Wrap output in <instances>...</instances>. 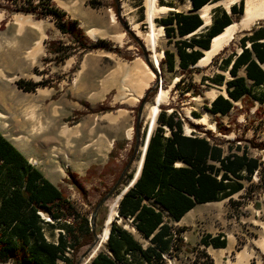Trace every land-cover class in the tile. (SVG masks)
Wrapping results in <instances>:
<instances>
[{"label":"rangeland","instance_id":"1","mask_svg":"<svg viewBox=\"0 0 264 264\" xmlns=\"http://www.w3.org/2000/svg\"><path fill=\"white\" fill-rule=\"evenodd\" d=\"M223 1L208 3L210 20H202V26L193 35L181 40L204 35L215 10L229 11L230 6L241 0L228 7ZM51 3L64 11L69 21L76 22L75 27L82 30L89 44L103 40L106 47L82 51L58 31L50 18L36 19L13 12L5 0H0V134L57 187L73 207L67 217L58 220L41 213L42 219L53 225L51 229L43 228L49 242L63 235L72 244L71 236L78 237L75 248L65 254L72 264H91L96 254L105 249L106 240L101 242L98 237L113 205L115 215L107 229L115 221L143 247L148 244L131 221L118 217L117 207L122 195L136 180L131 181L134 165L145 144L147 107L153 104L159 89L167 93L159 105L158 115L161 110L174 111L182 121L184 134L205 136L225 150L228 145L244 147L249 156L264 165V104L238 102L226 116H212L204 110L223 92V88L205 81L220 73L219 60L212 63L213 59L219 54L226 56L239 51L238 39L247 29L237 30L206 65L195 64L188 71L176 65L173 72H168L164 66V51L175 53L174 42L180 38L168 39L165 33L159 38L155 54L162 53V56L154 65L153 52L131 29L136 25L142 35L148 31L144 0H51ZM157 5L169 9L155 17L157 27H161L156 22L158 19L191 8L189 0H158ZM242 15L233 18L231 24L238 23ZM19 19L28 23L20 24ZM258 25L264 26V18L256 20L249 29ZM88 30L95 32L94 38L87 35ZM119 36H122L120 40ZM53 43L68 47L66 59L57 60L56 57L66 52L62 50L58 55L52 52ZM134 61L140 62L141 71L154 73L152 81L135 101L132 98L136 95L128 87V70ZM26 82L42 85L25 91L18 83ZM176 83L179 86L176 87ZM211 92H215L213 98L209 96ZM191 118H205V122L197 123ZM136 127L137 153L117 190L97 212V241L94 242L92 236L90 243L81 242V220L90 218L101 195L113 185L129 160L136 142ZM263 170L261 167L251 182L243 181L239 192L218 202L197 205L177 222L165 214L164 221L180 240L178 251L165 255L164 264H191L200 252L208 255L213 264H231L236 263L237 254L244 251L250 254L244 264H264V253L258 246L264 240ZM68 173L75 176V182L67 178ZM207 235L225 240L224 257L216 258L212 247L200 245V240ZM0 264L14 263L8 260Z\"/></svg>","mask_w":264,"mask_h":264},{"label":"trees","instance_id":"2","mask_svg":"<svg viewBox=\"0 0 264 264\" xmlns=\"http://www.w3.org/2000/svg\"><path fill=\"white\" fill-rule=\"evenodd\" d=\"M5 1L13 12L29 14L36 19L50 18L58 31L82 51L106 47L103 40L89 44L82 30L75 27L76 22L69 21L66 13L53 5L51 0ZM213 1L217 0H190L189 13H169L156 22L164 27L168 39L174 36L182 38L201 26L202 20L196 11ZM242 13V0L230 6L229 12L215 10L204 35L192 37L189 41L180 39L174 42L175 53L164 51L166 71L173 72L176 65L180 70L188 71L201 58L202 52L209 48L211 39ZM261 39H264L263 29L239 39L241 52L231 65L230 74H235L240 66H244L246 77L254 84L264 81V72L256 62H264ZM247 42L250 43L249 47H246ZM52 47V52L57 55L62 50L66 52L56 57L57 60L61 62L67 58L68 47L56 43ZM235 55V52H231L221 58L222 54H219L212 63L219 60L217 67L224 70ZM210 80L218 84L222 76L215 75ZM242 81L241 78H234L228 82L234 87L228 92L230 99L237 100L246 92ZM38 85L42 83H18L25 91L33 90ZM231 107L227 99L217 96L204 110L224 116ZM156 122L139 176L122 195L117 207L118 217L131 221L136 232L148 244L143 247L130 232L113 221L105 249L96 254L91 264H164V256L177 252L180 240L164 221L165 214L177 222L197 205L218 202L239 192L243 188V181L251 182L254 174L261 167L264 169V165L257 158L249 156L244 147L228 145L225 150L205 136L184 134L182 121L174 111L166 113L161 110ZM111 157L110 154V160ZM74 177L68 173V179L74 181ZM72 210L63 193L0 134V261L11 260L14 264H72L65 254L75 248L78 237L71 236L72 244L63 235H58L55 242H49L43 228L51 229L53 225L41 217V213H45L58 220L67 217V212ZM80 228L83 229L81 242L86 240L90 243L93 239L90 219H82ZM225 244L220 236L207 235L200 240V245L213 249L224 248ZM191 264L213 263L208 255L200 252Z\"/></svg>","mask_w":264,"mask_h":264},{"label":"bare ground","instance_id":"3","mask_svg":"<svg viewBox=\"0 0 264 264\" xmlns=\"http://www.w3.org/2000/svg\"><path fill=\"white\" fill-rule=\"evenodd\" d=\"M157 1L158 0H144L145 21L148 24V31L142 35L136 29V25L132 26L131 28L133 29V31H135V35L141 38L144 45L153 52L152 61L154 65L158 64L159 56H162V53L159 54V56L155 54V48L158 44L159 38L162 37L164 34L163 28L157 27L154 24V19L158 14L164 13L169 10L166 7L158 6ZM235 1L237 0H224L223 2L228 7L229 5L233 4ZM242 1H243V15H242L241 20L238 23H233V24L228 25L227 27L223 29V31L220 34L216 35L215 37L211 39L209 48L203 52L201 58L196 63L197 66L206 65L211 60V58L215 56L223 48V46H225L232 39L234 33L237 30L247 29L256 20H260L264 18V0H242ZM200 10H201L200 11L201 17L206 22L209 21V6H204ZM110 18H111V21L113 22L114 17L111 16ZM0 19H1V14H0ZM18 23L24 24L28 22L24 19H19ZM33 26H36V24H33ZM87 35L91 38H94L95 32L88 30ZM121 37L122 36H119L118 39L120 40ZM134 65H136L134 67L136 69L133 71V73H135L134 75L137 77V84L134 89V92L137 94V96H140L141 91L148 86L150 81H152L154 73L149 72V71L147 72L141 71L140 62H135ZM154 68H157V67H153V69ZM166 93H167L166 91L159 89V91L157 92L154 98L153 104L147 107L146 122H145L146 136H148V134H150L155 127L157 115L159 112V105L166 99ZM209 96L210 98H213L215 96L214 92H211ZM135 100L136 99H133V101ZM191 119L196 122H205V118H202V119L191 118ZM143 151H144V146L141 148L138 161L134 165L135 168L132 174V179H131L132 182L138 176L140 166H141ZM114 207L115 205L111 207L107 221L105 223L104 230L102 231L100 237H98V239L101 242H104L107 238V233H108L107 225L112 220L113 216L115 215ZM258 246L264 253V240H262L258 244ZM249 257H250V254H248L246 251L239 253L237 254L236 263H244Z\"/></svg>","mask_w":264,"mask_h":264},{"label":"crops","instance_id":"4","mask_svg":"<svg viewBox=\"0 0 264 264\" xmlns=\"http://www.w3.org/2000/svg\"><path fill=\"white\" fill-rule=\"evenodd\" d=\"M190 1V0H189ZM208 3H210V2H208ZM205 4V5H203L202 7H204V6H209V12H210V9H211V6L209 5V4ZM201 7V8H202ZM200 8V9H201ZM200 9H198L197 11H196V13H198V15H199V17H200V19L201 20H204L202 17H201V14H200ZM190 10H191V8H190ZM190 10H188L187 12H182V13H189V11ZM227 12H229V11H227ZM177 13H180V12H177ZM209 20H210V16H209ZM212 20V19H211ZM208 22V21H207ZM202 24H203V21H202ZM202 24H201V26H202ZM201 26H199L194 32H192V33H190V34H188V35H186V36H190V35H193ZM210 26V25H209ZM162 27V26H161ZM163 28V31H164V27H162ZM249 28H247V32H244L242 35H241V37L242 36H244V35H247V36H249L251 33H252V31H258V30H261V29H263L264 30V26L263 25H258V26H254L253 28H250L249 30H248ZM240 30H243V29H240ZM235 34V33H234ZM186 36H184V37H186ZM175 37H177V36H175ZM240 37V38H241ZM161 38V37H160ZM177 38H180V37H177ZM183 38V37H182ZM239 38V39H240ZM181 39V38H180ZM239 39H238V47H239V51H232V52H235L236 53V55L230 60V63L228 64V66L224 69V70H220L219 69V72L220 73H217V74H215V75H221L222 76V80H221V82L220 83H218V84H214V83H212L211 82V78L212 77H208V78H205V81H208V82H210L213 86H216V87H218V88H223V92H219V94L217 95V96H221L222 98H224V99H227L230 103H231V105H232V107H231V109H230V111L234 108V104L235 103H238V102H242V101H248V102H250L252 105H262V104H264V81H262L260 84H254L253 83V81L252 80H250V79H248L247 77H246V74H245V68H244V66H240L237 70H236V72H235V74H230V72H229V69L231 68V65L233 64V61H234V59H235V57L241 52V48H240V44H239ZM259 42H262L263 44H264V39H261V40H259ZM250 46V43L249 42H247L246 43V47H249ZM204 52V51H203ZM202 52V53H203ZM229 54H231V53H229ZM228 54V55H229ZM228 55H226V56H221V58H225V57H227ZM138 61V60H137ZM255 61H256V59H255ZM257 62V64H258V66L260 67V69L264 72V62H262V63H259L258 61H256ZM135 64V61L133 62V64L131 65V66H129V70L128 71H130V72H128V78H129V82H130V84L128 85V87L134 92V89H135V87H136V84H137V77L134 75L135 73H133V71L136 69V68H134L136 65H134ZM132 75V76H131ZM214 75V76H215ZM213 76V77H214ZM234 78H241L243 81H242V85H243V87H244V90L246 91V92H244L241 96H240V98H238L237 100H232V99H230L229 98V96H228V92H230V91H232L233 89H234V87L233 86H230V85H228V82L229 81H232ZM150 83V82H149ZM149 85V84H148ZM145 89V88H144ZM143 89V90H144ZM129 90V89H128ZM143 90L141 91V94H142V92H143ZM135 93V92H134ZM140 94V95H141ZM214 94H215V92H214ZM135 95H136V98L135 99H137V94L135 93ZM216 96V97H217ZM215 97V98H216ZM139 98V97H138ZM214 98V99H215ZM260 98H262V99H260ZM132 99H134V98H132ZM213 99V100H214ZM212 100V101H213ZM211 101V102H212ZM210 102V103H211ZM210 103L207 105V107H209L210 106ZM230 111H229V113H230ZM208 113V112H207ZM228 113V114H229ZM209 115H212V116H221L220 114H210V113H208ZM227 114V115H228ZM224 116H226V115H224ZM197 123H199V122H197ZM191 211V210H190ZM188 213V212H187ZM186 213V214H187ZM201 246H203V245H201ZM203 247H205V246H203ZM207 247H211V246H207ZM207 247H205V248H207ZM225 248V247H224ZM224 248H218V249H213V250H215V252H214V256L216 257V258H222V257H224V255H225V251H224ZM236 259V258H235ZM230 264V263H229ZM231 264H244V263H231Z\"/></svg>","mask_w":264,"mask_h":264},{"label":"water","instance_id":"5","mask_svg":"<svg viewBox=\"0 0 264 264\" xmlns=\"http://www.w3.org/2000/svg\"><path fill=\"white\" fill-rule=\"evenodd\" d=\"M249 30V29H248ZM195 66V65H194ZM143 103V101H142ZM142 103L138 109V114H137V122H138V119H139V113H140V110H141V106H142ZM137 126V125H136ZM151 133L148 134V136H146V139H145V144H144V151L142 153V161H141V166H140V170H141V167H142V163H143V159H144V155H145V151H146V148H147V144H148V140H149V137H150ZM137 148H138V133H137V127H136V142H135V145H134V148H133V152L129 158V160L127 161L126 165L124 166V168L122 169L121 173L119 174L118 178L116 179V181L113 183V185L108 189V191L99 199V201L96 203L95 205V208L93 210V213L91 214L90 216V228H91V233H92V236L94 237V242L97 241V235L95 233V219H96V215H97V212L100 208V206L109 198L113 195V193L117 190V188L119 187L122 179L124 178L128 168L130 167L134 157H135V154L137 153ZM140 173V171H139ZM139 175V174H138ZM137 179V178H136ZM135 182V181H134ZM133 182V183H134ZM108 233H109V229H108ZM108 233H107V236H108ZM107 239V238H106Z\"/></svg>","mask_w":264,"mask_h":264}]
</instances>
